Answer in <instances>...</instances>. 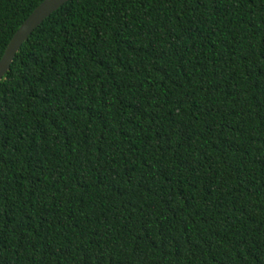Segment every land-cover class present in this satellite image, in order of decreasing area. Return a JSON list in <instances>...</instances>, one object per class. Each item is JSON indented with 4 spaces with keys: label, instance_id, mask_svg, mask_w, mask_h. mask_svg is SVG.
Instances as JSON below:
<instances>
[{
    "label": "trees",
    "instance_id": "obj_1",
    "mask_svg": "<svg viewBox=\"0 0 264 264\" xmlns=\"http://www.w3.org/2000/svg\"><path fill=\"white\" fill-rule=\"evenodd\" d=\"M43 0H0V58ZM0 264H264V0H69L0 82Z\"/></svg>",
    "mask_w": 264,
    "mask_h": 264
},
{
    "label": "water",
    "instance_id": "obj_2",
    "mask_svg": "<svg viewBox=\"0 0 264 264\" xmlns=\"http://www.w3.org/2000/svg\"><path fill=\"white\" fill-rule=\"evenodd\" d=\"M69 0H43L23 21L7 44L0 58V82L7 74L11 63L22 44L31 33L41 25L52 13L57 11Z\"/></svg>",
    "mask_w": 264,
    "mask_h": 264
}]
</instances>
